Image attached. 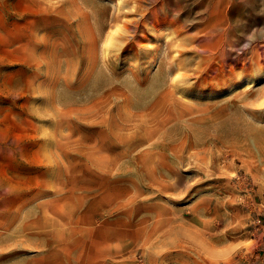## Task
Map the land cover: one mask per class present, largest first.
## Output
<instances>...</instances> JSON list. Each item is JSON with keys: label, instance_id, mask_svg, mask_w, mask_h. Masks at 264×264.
I'll list each match as a JSON object with an SVG mask.
<instances>
[{"label": "rangeland", "instance_id": "rangeland-1", "mask_svg": "<svg viewBox=\"0 0 264 264\" xmlns=\"http://www.w3.org/2000/svg\"><path fill=\"white\" fill-rule=\"evenodd\" d=\"M113 257L264 264V0H0V264Z\"/></svg>", "mask_w": 264, "mask_h": 264}, {"label": "crops", "instance_id": "crops-1", "mask_svg": "<svg viewBox=\"0 0 264 264\" xmlns=\"http://www.w3.org/2000/svg\"><path fill=\"white\" fill-rule=\"evenodd\" d=\"M113 257L112 259H107L103 262H100L98 264H126L125 263V258H115Z\"/></svg>", "mask_w": 264, "mask_h": 264}, {"label": "bare ground", "instance_id": "bare-ground-1", "mask_svg": "<svg viewBox=\"0 0 264 264\" xmlns=\"http://www.w3.org/2000/svg\"><path fill=\"white\" fill-rule=\"evenodd\" d=\"M179 62H180V61H179ZM181 63H182V62H181ZM178 65H180V63H179ZM182 65H183V64H182ZM182 65H181V66H182ZM249 83H250V82L244 81V85H245V86H247ZM101 84H102V83H101ZM251 86H252V85H251ZM260 104H262V103H260ZM109 126H110V125H109ZM111 131H112V130H111ZM198 142H199V141H198Z\"/></svg>", "mask_w": 264, "mask_h": 264}]
</instances>
